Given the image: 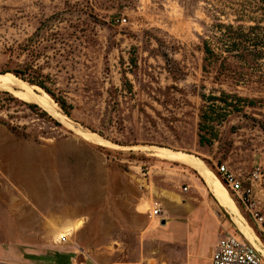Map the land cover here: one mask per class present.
I'll return each instance as SVG.
<instances>
[{
  "label": "rangeland",
  "instance_id": "rangeland-1",
  "mask_svg": "<svg viewBox=\"0 0 264 264\" xmlns=\"http://www.w3.org/2000/svg\"><path fill=\"white\" fill-rule=\"evenodd\" d=\"M218 3L0 0V79L6 76L0 121L49 157L66 207L57 217L63 230L42 238L52 254L35 264H209L220 232L236 226L229 212L238 206L217 166L227 163L236 172L264 168V65L250 70L231 59L229 69L205 67L203 39L212 34ZM54 14L59 19L43 26ZM37 34L36 46L45 47L37 62L56 94L72 104L71 116L39 86L3 73L31 59L15 55L19 44ZM222 89L250 101L228 113L218 137L202 145L199 125L209 104L203 94ZM223 108L216 102L213 109ZM174 152L193 156L205 173ZM154 201L163 211L155 220L140 210L141 203L153 208ZM61 233L69 234L65 244ZM14 239L0 237L4 243ZM2 249L7 264H33L22 245Z\"/></svg>",
  "mask_w": 264,
  "mask_h": 264
},
{
  "label": "trees",
  "instance_id": "trees-1",
  "mask_svg": "<svg viewBox=\"0 0 264 264\" xmlns=\"http://www.w3.org/2000/svg\"><path fill=\"white\" fill-rule=\"evenodd\" d=\"M215 7L216 22L212 24V34L203 39V51L205 67L209 64H219L224 69H229L231 59L238 60L243 67L250 70H261L264 60V0H218ZM221 15H233L231 19L223 20ZM59 14H54L43 26L51 25L50 22L59 19ZM44 27H41V29ZM39 34L31 37L28 43L19 44L16 57L20 59L25 53L31 56L23 62H16L14 68H8L3 73L12 72L17 77L39 86L49 93L68 116L72 115V104L58 96L49 85L50 76L44 73V68L38 64L44 46H36L40 41ZM38 41V42H39ZM203 100L209 102L203 108L199 125V140L202 145L212 144L218 137L217 126L227 118L228 113L241 111L243 102H249V98L238 93L220 90V94H203ZM216 102L224 104L223 112L214 111ZM31 107L39 109L43 115L48 116L46 110L38 104ZM4 125H11L7 121H0ZM15 129L14 126H12Z\"/></svg>",
  "mask_w": 264,
  "mask_h": 264
},
{
  "label": "crops",
  "instance_id": "crops-1",
  "mask_svg": "<svg viewBox=\"0 0 264 264\" xmlns=\"http://www.w3.org/2000/svg\"><path fill=\"white\" fill-rule=\"evenodd\" d=\"M52 173L55 175L57 169L51 167L39 145L0 124V237L16 238L0 241V264H7L2 258L6 243L24 246L33 264L42 261V254H52V248L42 238L59 235V228L64 227L59 226L57 217L66 208Z\"/></svg>",
  "mask_w": 264,
  "mask_h": 264
},
{
  "label": "built area",
  "instance_id": "built-area-1",
  "mask_svg": "<svg viewBox=\"0 0 264 264\" xmlns=\"http://www.w3.org/2000/svg\"><path fill=\"white\" fill-rule=\"evenodd\" d=\"M126 22L127 18H121ZM222 181L233 193L239 208L241 221L246 225L255 240L243 232L237 222L225 227L215 243L209 264H264V168L259 166L248 172H236L227 163L217 166ZM189 187H185L188 190ZM149 216L160 217L163 213L159 202H153ZM232 217V216H231ZM233 219V218H232ZM69 234H62L59 242L67 243ZM120 264H171L166 260L146 259L134 263Z\"/></svg>",
  "mask_w": 264,
  "mask_h": 264
},
{
  "label": "bare ground",
  "instance_id": "bare-ground-1",
  "mask_svg": "<svg viewBox=\"0 0 264 264\" xmlns=\"http://www.w3.org/2000/svg\"><path fill=\"white\" fill-rule=\"evenodd\" d=\"M6 76H2L1 79H0V88L2 87H5V84L4 82H6ZM44 94V93H43ZM29 97V96H28ZM33 99L45 106H51V102L47 101V99L45 97H43L42 95H35L33 96ZM175 156L179 157L181 160H183L184 162H187V163H191V164H194L196 165V167H198V169L202 170L203 173H205V169L193 158V156L191 155H188L187 153H180V152H174L173 153ZM214 189L218 192V196L220 198L223 199V196L220 194L218 188L216 186H213ZM228 189V188H227ZM232 196V195H231ZM177 200V199H176ZM235 201V200H234ZM181 203V202H180ZM236 203V202H235ZM234 205V204H233ZM150 204L148 202H144V203H141L140 204V210L144 213L148 212V210L150 209ZM232 214L234 215V218L237 220L239 226L242 228V230L247 234L248 238H250L251 240H255V236L253 234H251V231L250 229L243 224V222L241 221V215H240V212H239V208L237 207V210L232 212ZM159 217L157 216H153V219H158ZM240 218V220H239ZM80 223V222H79ZM79 223L77 226H79ZM68 229H70V231H72V227H67ZM77 228V227H76ZM74 231V230H73ZM60 237H61V234H60ZM264 252V250H263Z\"/></svg>",
  "mask_w": 264,
  "mask_h": 264
},
{
  "label": "water",
  "instance_id": "water-1",
  "mask_svg": "<svg viewBox=\"0 0 264 264\" xmlns=\"http://www.w3.org/2000/svg\"><path fill=\"white\" fill-rule=\"evenodd\" d=\"M16 76V75H15ZM19 78V77H18ZM47 111V110H46ZM48 112V111H47ZM49 113V112H48ZM229 212V211H228ZM230 214H231V216H232V218H233V220L235 221V222H237L235 219H234V217H233V214L231 213V212H229ZM238 223V222H237ZM244 232V231H243ZM245 233V232H244ZM246 234V233H245ZM247 235V234H246ZM250 239V238H249Z\"/></svg>",
  "mask_w": 264,
  "mask_h": 264
}]
</instances>
